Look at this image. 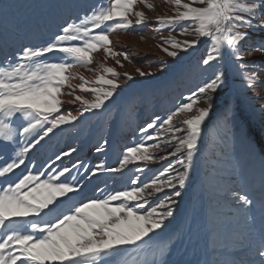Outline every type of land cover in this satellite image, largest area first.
<instances>
[{"label":"snow or ice","instance_id":"6c2138e0","mask_svg":"<svg viewBox=\"0 0 264 264\" xmlns=\"http://www.w3.org/2000/svg\"><path fill=\"white\" fill-rule=\"evenodd\" d=\"M165 2L172 5V14L150 21L145 11L138 10L140 4L154 10L148 0H93L82 15L58 26L42 45L22 44L3 54L0 264H127L125 257L133 248L160 239L165 221L174 216L176 198L189 189L209 201L198 225L203 246L193 249L190 259L174 262L161 249L143 264H264V106L258 109L256 127L236 119L231 100L223 102L222 112L233 139L239 138L253 156H259L258 171L239 163L226 143L210 141L205 132L230 73L246 93L264 88V0ZM42 7L51 6L0 0V26L17 33L38 28L39 17L22 14L20 9ZM146 25H154L155 33L168 32L166 37L161 35L158 46L176 62L181 53L207 42L205 55L194 63L204 78L165 115L154 113L138 125L137 140L121 151L116 166L80 159L65 164L64 158L77 151L74 147L54 153L47 161L34 159V152L56 130L75 127L85 113L106 110L122 91L114 67L100 64L96 69L100 74L92 81L74 69L89 68L100 51L122 67L118 57H130L114 49L110 34L143 30ZM173 33L196 38L180 40ZM167 67L160 62L161 72ZM191 67L186 65L181 74ZM136 71L140 77L154 75ZM123 78L134 80L129 73ZM74 80L80 83L73 84ZM77 90L94 99L77 95ZM66 95L72 99L65 101ZM65 103H79L76 114L62 111ZM177 114L184 115L179 125L174 124ZM108 145L105 139L95 151L106 155ZM163 160L169 162L150 179L132 175L125 180V170L132 171L129 165L135 173L145 174L152 171L150 164ZM101 174L124 186L109 189L105 182L103 189H96L101 195L86 196L85 189Z\"/></svg>","mask_w":264,"mask_h":264},{"label":"rangeland","instance_id":"374dc122","mask_svg":"<svg viewBox=\"0 0 264 264\" xmlns=\"http://www.w3.org/2000/svg\"><path fill=\"white\" fill-rule=\"evenodd\" d=\"M5 2L27 4L50 5L51 7H42L40 9L31 10L28 8L20 9L22 14L32 15L35 13L39 17V27L29 28L23 33L14 32L11 29L5 30L0 26V60L3 59L4 53L13 52L22 44L42 45L44 41L51 37L53 32H56L58 26L65 21L71 22L77 15H82L83 10L93 3V0H5ZM149 3L155 5L154 10L147 9L143 4L138 5V10L145 11L149 20H154L157 15L172 14V5L165 0H148ZM154 27V25H151ZM151 27L146 25L143 30H135L122 32L117 31L110 34V39L113 41V47L117 51L127 52L130 59L124 60L123 57H118L123 66H119L112 58L105 59L102 51L94 54V63L89 68H77L74 71L83 75L87 80H95L100 74L98 69L100 64L116 68L120 74L118 83L122 86V91L114 97V102L107 105L106 110H100L95 115L93 113H85L81 120L76 123L75 127L64 126L63 131L56 130V134L50 140L35 151L33 156L38 161H47L49 157H53L54 153L67 151L69 148H76V152L72 156L65 157L64 163L68 164L69 159L91 163L93 165L105 161L108 165L116 166L121 151L128 146H133L137 140L138 125H142L148 121L153 114L165 115L168 110L174 108L179 102L181 96H187L204 74L199 69L194 67L195 61L199 60L206 53L207 42L199 45L195 50H189L188 53H181L182 59L179 62L166 55L158 46L160 37L168 36V32L155 33ZM177 39H195V36H180L176 33ZM51 58V57H50ZM164 61L169 67L163 72L160 69V62ZM192 64L193 67L188 71L183 72V68ZM136 69L145 72L151 71L153 76L140 77ZM124 73H129L134 77L133 81L124 79ZM264 79V77H262ZM73 84H79V80L72 81ZM68 91L67 88L64 89ZM77 95H83L89 101L94 99L90 93H83L77 90ZM264 88L256 87L247 93L244 90V85L240 84L230 73L228 87L217 96V107L213 109L212 115L206 125V136L210 141L216 143L224 142L228 145V151L234 153L235 159L250 170H259V156H253L247 146L239 139H233L231 125L224 120L222 116L223 102L231 100L232 106L235 108V115L238 121H246L250 126L256 127V122L260 119L258 109L264 106ZM65 101L71 100V96H64ZM255 105V108L252 106ZM203 106V105H201ZM79 103H65L62 111H72L76 114ZM231 117V112L229 113ZM183 114H177L174 117V124L179 125L183 120ZM107 139L109 145L106 146V155L98 154L95 151L97 143H102ZM209 150H212V144L209 145ZM170 151V149H169ZM159 155H164L163 152H157ZM54 158V157H53ZM174 159L170 157L169 160ZM169 160L157 161L149 165L151 172L145 174L135 173L133 165H129V169L125 170V180L132 175H141L142 179H150L151 176L162 169ZM23 167V166H22ZM17 174L20 169L16 170ZM119 176V174H117ZM105 182L109 189H120L124 185L115 183L110 175L101 174L93 178L92 182L85 189L86 196L101 195L96 192L97 187L103 189ZM190 189L185 192L182 197L176 198L178 204L174 216L165 221L166 226L160 231V239L150 242L149 245L142 246L141 249L133 248L131 254L126 256L127 264H143V261L152 259L154 255H158L162 249L165 253V258L169 261L176 260L183 247V239L187 231V222L190 217L185 213L188 198H190ZM161 198L164 193H161ZM206 198V210L208 206V197ZM195 206V205H194ZM202 216V219L204 218ZM170 253V254H169Z\"/></svg>","mask_w":264,"mask_h":264},{"label":"bare ground","instance_id":"6f19581e","mask_svg":"<svg viewBox=\"0 0 264 264\" xmlns=\"http://www.w3.org/2000/svg\"><path fill=\"white\" fill-rule=\"evenodd\" d=\"M199 180V174L197 176ZM188 205H186L185 213L190 217L188 219L187 231L185 239H183V247L180 256L176 259H190L193 249H199L203 246L202 233L199 232L198 225L203 221L202 216L206 210V198L204 194L194 192L192 189L189 191ZM195 205V206H194ZM174 260V261H176ZM173 261V262H174Z\"/></svg>","mask_w":264,"mask_h":264}]
</instances>
